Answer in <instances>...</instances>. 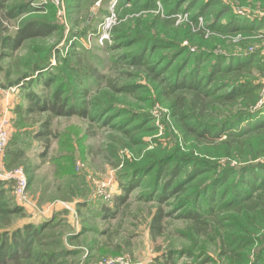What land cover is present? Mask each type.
<instances>
[{"label":"rangeland","instance_id":"rangeland-1","mask_svg":"<svg viewBox=\"0 0 264 264\" xmlns=\"http://www.w3.org/2000/svg\"><path fill=\"white\" fill-rule=\"evenodd\" d=\"M31 23L51 33L0 44L12 227L59 224L68 264H264V202L244 208L264 174V0H0V41ZM56 89L87 118L28 101Z\"/></svg>","mask_w":264,"mask_h":264},{"label":"trees","instance_id":"trees-1","mask_svg":"<svg viewBox=\"0 0 264 264\" xmlns=\"http://www.w3.org/2000/svg\"><path fill=\"white\" fill-rule=\"evenodd\" d=\"M50 30L51 29L49 27L31 23L30 25L26 26V28L20 29L14 37L11 38L6 36L5 38L1 39L0 44H2L3 48L6 49L10 56V53H15L26 40H30L33 37L48 36V34L51 33ZM237 69L239 68H236L234 71H238ZM228 71L231 72V70ZM49 77V81L45 83V85L48 84L47 86L55 81L51 76ZM23 78L24 80L27 79V77ZM20 83H23V81ZM20 83L16 82V84ZM251 86L252 85L250 83L244 80V82H240L239 85L234 86L235 92L232 96L223 98V100L225 102H229L231 99L245 96L246 94H252L255 92V89H253ZM179 88H185L188 91H193V100H196L200 94L205 93V88L200 87L199 83L187 82L186 79H183L179 82ZM179 88L175 87L177 90H179ZM27 98L28 101L33 102L32 106H35L39 112L47 113L53 118H87V112L85 109H79L73 104L70 105L69 99L62 97V92L60 89L53 90V92L50 94V98L46 99L44 102H41L36 96L31 95L30 93L27 95ZM249 132L264 133V116H262L261 119L258 120L253 127H251ZM195 136L209 139V137L203 136L200 133H197ZM13 156L16 157V154ZM159 164L161 171L165 170V175H171V159L169 160L168 156L166 157L165 161L161 160ZM201 167L202 165H198L196 166L195 170L201 169ZM260 170H264V165ZM208 171H210L209 165L205 166V169L201 172H197L201 174ZM156 174L160 175L161 173L159 171ZM177 174L178 172L173 173L171 175V179H174ZM257 174L258 175H255V178H259L256 180L259 184L258 189L254 188L256 187L254 185H249V188H251L254 193H257L253 195L251 202H249L247 206H244V208L247 207V209L250 210H254L262 202H264V174ZM217 180V184H223L227 180V176L225 175L224 177H219ZM134 181L135 178H133L131 181L132 183H129L126 187H124V190L126 189L125 197L120 199L121 202L124 203L126 201L125 199L129 193L127 189H133V185H135ZM166 187L167 188L163 196H166V194L171 189L169 184H166ZM236 192L238 193L239 190ZM4 193L5 191L0 186V264H68L70 254L64 249L62 241L59 238V224H55L54 222H41V224L36 226L26 224L23 226V228H13L11 217L19 214L20 210L17 208H10L9 203L4 200ZM196 222L198 223V221ZM203 224L204 222H200L198 225ZM152 228H155L156 230L160 229L159 215L154 217ZM238 241L240 240H237V242ZM234 244L236 243H233L232 240L227 239L225 246L230 249Z\"/></svg>","mask_w":264,"mask_h":264},{"label":"built area","instance_id":"built-area-1","mask_svg":"<svg viewBox=\"0 0 264 264\" xmlns=\"http://www.w3.org/2000/svg\"><path fill=\"white\" fill-rule=\"evenodd\" d=\"M7 140H8L7 132H5V130H3L2 127L0 126V158L2 157L3 149L7 144Z\"/></svg>","mask_w":264,"mask_h":264}]
</instances>
